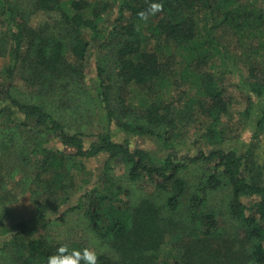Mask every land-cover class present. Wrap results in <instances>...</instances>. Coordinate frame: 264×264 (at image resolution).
Wrapping results in <instances>:
<instances>
[{
    "label": "trees",
    "instance_id": "16d2710c",
    "mask_svg": "<svg viewBox=\"0 0 264 264\" xmlns=\"http://www.w3.org/2000/svg\"><path fill=\"white\" fill-rule=\"evenodd\" d=\"M154 2L163 11L140 20ZM42 13L56 16L33 25ZM6 56L0 258L47 264L62 245L89 247L30 237L84 209L109 247L99 264H264V0H0ZM19 65L24 97L15 94ZM229 84L246 96L237 123ZM88 114L101 130L74 129ZM120 166L153 193L135 200L113 175ZM198 171L206 175L191 182ZM28 193L37 212L16 222L8 207ZM221 194L223 209L209 204ZM169 246L176 255L163 263Z\"/></svg>",
    "mask_w": 264,
    "mask_h": 264
},
{
    "label": "rangeland",
    "instance_id": "374dc122",
    "mask_svg": "<svg viewBox=\"0 0 264 264\" xmlns=\"http://www.w3.org/2000/svg\"><path fill=\"white\" fill-rule=\"evenodd\" d=\"M89 1L94 2V1H102V0H89ZM110 1H114V0H110ZM52 16L54 17L56 16V14L50 15L47 13H42L39 15H35L30 20L33 25H39L40 23L48 20ZM235 43L236 42H234L233 49L238 50V46H236L237 43L236 44ZM248 47L250 46L248 45L245 46V48H248ZM249 53L253 54L254 52L250 51ZM234 54L238 55V57L240 56L238 61H235L238 63V65L239 64L245 65V63H247L246 58L241 57L242 55L246 54V49L245 50L239 49V51L234 52ZM10 62H11L10 56H6L3 58L0 57V83L1 84L2 83L7 84L9 82L7 77L9 75ZM218 64H219L220 71L224 72L228 70L226 69V66L221 64V61H219ZM22 74H23L22 66L19 65L18 68L15 69L14 87H15V92L17 91L15 94L20 97L27 96L31 92V90L25 85L24 83L25 80L22 79ZM228 94L234 100L233 120H234V123H237L239 112L244 111L246 108V104H245L246 96L241 91H239V89L236 86H232L230 84H229ZM86 117L87 118L84 121L78 120L75 122H71L74 125V129H82L85 131L101 130V124H100V121H98V117L96 118V116H94L93 114L92 116H89L88 114V116ZM81 124L83 125L82 127L79 126ZM11 127L12 125L9 126L8 123L2 124V126L0 127V141L4 140L6 135L9 132H11L12 130ZM263 140H264V136H262V141ZM262 141L258 143V150H257L259 163H263L264 161L263 160L264 153H263V150L261 151V148H260V145L263 143ZM135 142H137L138 145L145 146L150 150L156 151L158 149V146L148 138H136ZM1 154H2V149L0 147V156ZM91 164H92L91 168L95 166L94 163H91ZM100 165L101 163L99 164V166ZM113 175L117 179L122 180L124 183L128 184L130 187L133 188L134 190L133 192L135 194V198H134L135 200H139L142 197H146L150 195V193H153L154 191V189H152V187L150 186L149 182L146 180H143V181H140L134 184H129L127 182V173L123 166L118 167L113 173ZM205 175L206 173L199 174V171H198V174L193 173L190 181L195 183L197 180L203 179L202 177H204ZM18 182H19V177L17 176L15 181L12 182L11 186H14V184H17ZM221 198H224V194L215 195L211 197L209 204H211V201H212V206L217 207L218 209L222 207L224 208L226 206V203H224L223 199ZM8 209L10 210L12 217H15L16 222L21 219H30V217L37 212L35 203L33 201V196L31 193H28L25 196H23V198L19 200L17 204H13L12 206H9ZM228 224L230 225L228 226V228L230 229V233L232 235H237L238 229L236 225L232 221H229ZM37 235H46L57 241H66V240L75 241L76 240V241L84 243L85 245L93 248L95 251L109 250V247L105 245L95 233H93L89 225L86 211L84 209L70 213L69 216L66 218L65 222H55V223H52L47 228L41 227L38 230H33L30 233V237L37 236ZM175 255H176L175 248L173 246L166 247L164 255H163V263H166V261L171 260L172 256H175ZM8 263L9 261L3 258H0V264H8Z\"/></svg>",
    "mask_w": 264,
    "mask_h": 264
},
{
    "label": "clouds",
    "instance_id": "9594fccd",
    "mask_svg": "<svg viewBox=\"0 0 264 264\" xmlns=\"http://www.w3.org/2000/svg\"><path fill=\"white\" fill-rule=\"evenodd\" d=\"M163 11L162 3H151L147 9L138 13L140 20L147 21L150 16H154ZM99 264V254L91 247L82 250L69 249L65 244L57 248L56 253L47 258V264Z\"/></svg>",
    "mask_w": 264,
    "mask_h": 264
}]
</instances>
